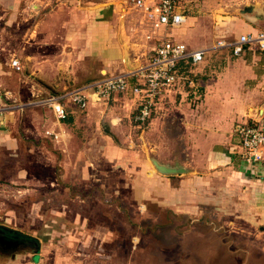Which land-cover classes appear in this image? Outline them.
Listing matches in <instances>:
<instances>
[{"label":"crops","instance_id":"1","mask_svg":"<svg viewBox=\"0 0 264 264\" xmlns=\"http://www.w3.org/2000/svg\"><path fill=\"white\" fill-rule=\"evenodd\" d=\"M182 7L179 27L154 28L146 11L127 0H0V38L20 32L21 40L16 55L0 40V103L7 107L0 116V264H110L114 256L108 248L116 237L110 224L93 225L69 204L47 206L55 218L51 224L44 220L45 199L60 193L86 204L93 197L86 184L99 187L95 197L117 212L132 213L125 205L131 199L134 223L118 224L129 229L147 228L141 220L156 206L207 229L215 214L229 228L247 221L264 231V165L244 160L236 133L240 124L264 121V51L246 47L236 56L231 47L215 48L220 40L264 32V0H191ZM129 28L139 32L136 50L148 56L142 62L164 39L209 50L193 68L192 85L162 95L148 128L140 130L132 121L131 94L115 95L108 103L90 100L85 109L64 100V119L45 102L64 93L35 100L50 94L51 86L62 91L73 85L75 65L98 61L101 67L115 66L119 75L127 73L126 54L135 48L127 40L134 35ZM56 61L67 83L52 85L54 75L46 69ZM129 64L135 65L131 57ZM30 65L49 81L47 90L48 84L43 88L27 73ZM153 159L185 172L163 174ZM31 192L44 200L29 208L23 204ZM195 229L179 245L191 242V233L200 240ZM129 240L134 256L141 238Z\"/></svg>","mask_w":264,"mask_h":264},{"label":"rangeland","instance_id":"2","mask_svg":"<svg viewBox=\"0 0 264 264\" xmlns=\"http://www.w3.org/2000/svg\"><path fill=\"white\" fill-rule=\"evenodd\" d=\"M135 9V13L138 14L140 9ZM135 17L137 16L135 15ZM130 30L133 31L134 35H128L127 40L128 43L135 46V48H129L132 53H128L126 56L129 58L131 57L135 65H124L127 73L144 65L146 61H142L147 56L136 50L138 49L136 46H138L141 41L139 32H135L132 28H129V31L127 32H130ZM17 34H20V32ZM17 34L11 38L10 36H3L0 38L1 44L8 47V51H11L12 53L15 52L14 55H16V50L21 48L19 43L21 40L18 38ZM6 40H9L11 45L7 46L5 43ZM129 44H127L128 47ZM187 46L189 49H193L189 45ZM17 59L19 60V58ZM57 62L58 61L54 62L53 65H50V68L46 69V73L54 75V78L51 81L53 82L52 85L58 84L59 81L60 83H67V81H65V75H62L63 73L60 74L58 67L54 66L57 65ZM112 66L113 65H104L101 67V65H98V61L95 65H75V70L73 71V85H68V87L62 91H58L51 86L48 89L50 94H44L41 98H35V100L44 99L55 94L66 93L72 90L74 91L78 87L98 81L99 79L119 75L120 72L115 71V66ZM105 67L108 69L106 72L104 71ZM100 69L102 70L101 72H99ZM26 71L31 75L33 80L35 79L34 82L36 81L35 83L39 85L41 84L43 88L45 86L43 84L49 83L48 80L41 79V77L37 76L36 68L32 69L31 67L30 70ZM67 75L68 74H66V76ZM49 85L50 84L46 86V90ZM46 174H44V176ZM31 185L33 184L29 183V186L26 187L32 188L33 186ZM83 187L85 191H88V193L93 195V197L90 196L89 198H86V204H81L80 199L71 201L69 198L61 196L60 193L57 195H51V197L45 199V203H43L42 206V210L46 212L44 220L48 224H51L55 218V214H51L47 210V206L58 208L61 204H69L74 210L80 211L84 215H88L90 217V223L93 225H96L97 223L110 224V226L115 228L114 230L116 231L115 242L110 244V247L108 248L109 253L114 256L113 260L110 261V264H264V231L260 230L257 225L252 226L247 221H237L234 225H230L231 228H229V223L227 221L225 222L223 218H219V220L215 214H211V228L207 229L200 226V223L193 225L192 221L189 219H177L173 215L166 213L164 210H160L156 206H151L149 207L151 213L141 220L142 224L146 225L147 228L133 229V227H131L129 229L124 225L118 226V224L121 222L134 223L132 221V213H134L135 206L132 205L131 199H125V205L130 208L132 213H121L117 212L114 206H108L106 199L95 197V195H100L98 191L99 187L91 186L93 188H90L87 184ZM31 193L32 195L30 194L31 196L27 201L25 200L23 204L24 206L27 204L29 208L40 200H44L38 192ZM13 200L14 202H17V204H20V199L17 200L14 198ZM108 214L109 218L106 219L105 215ZM135 219L141 218L135 216ZM150 224L157 225L160 229L152 231L149 229ZM171 225L176 227L174 231H170ZM260 225L264 226V224ZM193 227L196 228L195 231L197 233L199 232L198 234L201 239H196L194 234L190 232L193 235V240H191V242L186 240L187 242L183 246L179 245V240H181L182 237ZM48 230L51 231L50 229ZM133 236H139L141 238V242L136 241L139 243L136 244L137 247L134 256L131 252V245L128 244L130 243L129 239ZM124 238L125 240H123ZM117 253L119 256H117Z\"/></svg>","mask_w":264,"mask_h":264},{"label":"built area","instance_id":"3","mask_svg":"<svg viewBox=\"0 0 264 264\" xmlns=\"http://www.w3.org/2000/svg\"><path fill=\"white\" fill-rule=\"evenodd\" d=\"M127 1L132 6L144 9L149 23L154 28H160L162 26L179 27L184 22L182 5L191 0H161L153 6L147 5V0ZM224 47H231L236 56L241 55L246 47H256L264 51V32L243 35L231 42L220 40L215 48ZM208 51L207 49H189L184 43L164 39L158 44L147 63L140 68L103 78L61 96L51 97L45 102L52 104L59 119H64L67 117V106L62 103L64 100L85 109L90 100L96 103H108L117 94H131L136 98L132 121L136 126L142 127L152 120L162 95L194 83L190 75L193 70L183 71L187 66L185 64L191 63L190 68L197 66L206 59ZM12 64L17 70L22 69L17 59H14ZM6 108L0 103V116ZM251 124L238 125L236 133L244 150V160L257 167V165H264V121L260 120L254 122V125Z\"/></svg>","mask_w":264,"mask_h":264},{"label":"water","instance_id":"4","mask_svg":"<svg viewBox=\"0 0 264 264\" xmlns=\"http://www.w3.org/2000/svg\"><path fill=\"white\" fill-rule=\"evenodd\" d=\"M126 63L129 64V57L126 56ZM130 65V64H129ZM153 164L157 168L158 171H160L163 174H180L184 173L185 170L182 168H172V167H167L165 165H161L157 160L153 159L152 160Z\"/></svg>","mask_w":264,"mask_h":264},{"label":"trees","instance_id":"5","mask_svg":"<svg viewBox=\"0 0 264 264\" xmlns=\"http://www.w3.org/2000/svg\"><path fill=\"white\" fill-rule=\"evenodd\" d=\"M190 64H191V63H190ZM190 64H185V65H187V66L184 67L183 71H185V70H187V71H189V70H193V68L196 67V66H194L193 68H190V66H189ZM190 75H191V77L193 76L192 73H191ZM150 122H151V120H150L149 122H147L146 124L142 125V127H139V129H140V130H143V129L148 128L149 125H150ZM135 125H136V124H135ZM251 125H254V123H252Z\"/></svg>","mask_w":264,"mask_h":264},{"label":"bare ground","instance_id":"6","mask_svg":"<svg viewBox=\"0 0 264 264\" xmlns=\"http://www.w3.org/2000/svg\"><path fill=\"white\" fill-rule=\"evenodd\" d=\"M137 66V65H136ZM133 67V66H132Z\"/></svg>","mask_w":264,"mask_h":264}]
</instances>
